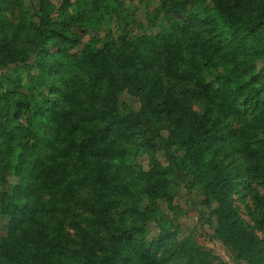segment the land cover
<instances>
[{"label": "trees", "instance_id": "obj_1", "mask_svg": "<svg viewBox=\"0 0 264 264\" xmlns=\"http://www.w3.org/2000/svg\"><path fill=\"white\" fill-rule=\"evenodd\" d=\"M155 1L153 31L118 0H0V264H223L162 207L178 182L264 264V0Z\"/></svg>", "mask_w": 264, "mask_h": 264}, {"label": "rangeland", "instance_id": "obj_2", "mask_svg": "<svg viewBox=\"0 0 264 264\" xmlns=\"http://www.w3.org/2000/svg\"><path fill=\"white\" fill-rule=\"evenodd\" d=\"M36 0H24V2L28 5L34 3ZM53 4H57L58 0H51ZM120 5V9L122 14L130 15L139 23H142L138 26L139 29L142 26H146L148 24V29L157 30L158 27L152 26L154 21H158L157 18H153V10L155 8L156 1L155 0H118ZM100 18H98L101 33H109L112 37L116 39L117 36L121 34L123 31H135V24L132 20H127L126 18H121V16L115 14L110 9H101ZM11 20L16 21V13L12 12ZM152 26V27H151ZM70 30H78L76 26H72ZM88 34L84 33L82 35V41L87 39ZM12 68H16L13 64H9L6 67L0 68V74H3L7 70H11ZM32 68L31 70H33ZM192 106L197 108L195 101L192 103ZM119 107L122 111L128 109H136L137 100L135 97L128 95L125 91L120 93V101ZM142 157V156H141ZM157 157L162 159V155L157 152ZM142 165L146 167V159L142 157L141 159ZM254 185V184H253ZM254 187L258 190L259 193H263L264 188L261 185H254ZM171 202L173 205L171 207H166L165 203L162 204L169 215L173 216V218L177 221V229L176 232L178 235H188L192 237L193 241L198 244L201 248L207 249L216 255L223 264H244L242 261L237 262L235 259L231 257L228 250L223 246V244L217 240L216 238L211 236L212 232V224L209 222V219L212 217L208 213V209L199 203L200 195L197 190L191 189L186 190L182 183L178 182L173 188ZM234 204L238 206V210L241 216L247 219V216L244 212V208L242 203L233 195ZM149 233L155 232V227L149 228ZM3 229L0 227V234L3 233Z\"/></svg>", "mask_w": 264, "mask_h": 264}]
</instances>
